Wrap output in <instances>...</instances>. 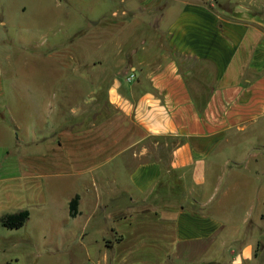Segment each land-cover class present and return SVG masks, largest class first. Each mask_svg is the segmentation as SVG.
I'll return each mask as SVG.
<instances>
[{
    "label": "crops",
    "instance_id": "obj_1",
    "mask_svg": "<svg viewBox=\"0 0 264 264\" xmlns=\"http://www.w3.org/2000/svg\"><path fill=\"white\" fill-rule=\"evenodd\" d=\"M14 10L82 45L19 80ZM49 184L89 264H264V0H0V197Z\"/></svg>",
    "mask_w": 264,
    "mask_h": 264
},
{
    "label": "rangeland",
    "instance_id": "obj_2",
    "mask_svg": "<svg viewBox=\"0 0 264 264\" xmlns=\"http://www.w3.org/2000/svg\"><path fill=\"white\" fill-rule=\"evenodd\" d=\"M25 14L14 10L12 21L15 25L11 28L12 33V56L11 61L5 60V71L13 66L18 70L15 75L21 80L23 70L38 68L39 66H53L51 58H45L44 53L52 50H69L74 44L78 47L80 42L71 41L65 33L68 26V18L62 13L65 22L60 36L39 37L29 39L20 32L18 24L25 21ZM104 44V45H103ZM107 43L92 41L89 48L101 52L102 45ZM4 141L9 138L1 136ZM18 155L13 154V157ZM16 166V165H15ZM20 170L13 167L4 169L3 174H17ZM46 193V202L31 201L18 197H0V217L8 212L17 211L20 208H28L30 217L20 227H7L0 222V264H89V257L99 258L104 249L96 246L92 238L97 236L88 233L81 241L80 235L75 229L65 227L63 215L64 197L70 196V187L63 184H49ZM32 197V196H31ZM37 197H41L37 194ZM51 197H54L53 199ZM89 245L92 248H87ZM91 264V263H90Z\"/></svg>",
    "mask_w": 264,
    "mask_h": 264
},
{
    "label": "trees",
    "instance_id": "obj_3",
    "mask_svg": "<svg viewBox=\"0 0 264 264\" xmlns=\"http://www.w3.org/2000/svg\"><path fill=\"white\" fill-rule=\"evenodd\" d=\"M78 206V195L70 201L71 214H75ZM30 216L28 208H22L17 211L8 212L0 217L2 222L7 227H20L27 222Z\"/></svg>",
    "mask_w": 264,
    "mask_h": 264
},
{
    "label": "built area",
    "instance_id": "obj_4",
    "mask_svg": "<svg viewBox=\"0 0 264 264\" xmlns=\"http://www.w3.org/2000/svg\"><path fill=\"white\" fill-rule=\"evenodd\" d=\"M133 76H134V74L131 73L128 78L131 79Z\"/></svg>",
    "mask_w": 264,
    "mask_h": 264
}]
</instances>
